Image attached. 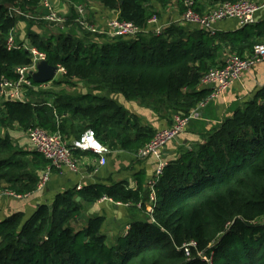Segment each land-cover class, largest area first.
<instances>
[{
	"label": "trees",
	"instance_id": "obj_1",
	"mask_svg": "<svg viewBox=\"0 0 264 264\" xmlns=\"http://www.w3.org/2000/svg\"><path fill=\"white\" fill-rule=\"evenodd\" d=\"M68 1L80 4L84 0ZM98 1L117 12L119 20L147 28L146 9L154 2L165 8L173 0ZM226 1L237 0H215ZM39 7L40 0H0V81H17L16 70L32 64L24 44L9 51L7 41L2 42L1 37L15 30L18 19L30 21L13 15L11 9L34 14ZM75 18L71 7L73 25ZM83 39L65 33L46 39L29 34L30 47L45 53L50 66L66 71L52 84L102 83L128 101L171 111L162 113L170 127L175 115L188 116L207 100L211 91L202 88L201 79L224 65L223 55L245 57L264 44V22L215 35L173 24L159 35L107 39L102 44ZM43 90L28 91L27 103L1 102L0 123L26 131L32 127L60 130L64 137L75 139L93 129L110 150L134 155L158 133L106 96L88 93L47 99L41 94L33 99L29 95ZM204 137L167 161L154 186L157 201L150 217L132 223L129 232L114 243L109 244L102 232L103 216L79 222L84 205L106 197L147 212L151 190L144 185L143 174H137L136 188L117 183L70 189L57 195L51 205L38 206L29 217L24 212L8 216L0 222V264H264V86ZM48 166L50 162L39 153L15 149L10 138L0 137V191L33 194ZM191 242L196 247L186 257L182 247Z\"/></svg>",
	"mask_w": 264,
	"mask_h": 264
},
{
	"label": "built area",
	"instance_id": "obj_2",
	"mask_svg": "<svg viewBox=\"0 0 264 264\" xmlns=\"http://www.w3.org/2000/svg\"><path fill=\"white\" fill-rule=\"evenodd\" d=\"M55 0H40V7L44 9L43 15L36 16L31 12L22 11L12 8L13 15L23 17L34 21H44L62 30H67L73 25L68 15H62L54 6ZM74 8L76 18L75 25L79 30L89 33L90 35H104L109 39H134L141 34L155 33L161 34L164 28L157 14H153L147 22V28H142L134 22L121 21L118 18L106 22L105 25H97L88 17L87 9L84 4H73L68 0H62ZM183 11L178 15L173 24L180 27H193L204 30L211 35L218 32V23L226 20H237L242 27L254 25L257 23V15L264 10V0H237L226 1L218 4L209 10L199 11L195 0H180ZM172 24V25H173ZM21 48L17 44L16 38L10 34L7 40V49L9 51ZM24 49L30 52L32 64L28 67H20L16 70L18 75L17 81H10L2 78L0 81V103L3 101H17L27 103L26 93L30 90H42L46 85L41 84L39 88L32 83L31 73L37 71V65L47 62V55L40 52L37 48L27 45ZM258 64H264V44H258L254 47L252 54L245 57L237 55L228 56L224 65L216 67L207 72L201 79V86L212 88L211 94L206 101L200 103L197 108L192 109L188 116L177 114L173 117V124L164 128L156 134V136L138 153L139 158L152 157L158 161L154 178L150 180L148 187L151 190L150 202L147 205L149 215L153 212V207L157 201L154 186L158 178L162 175L167 161L163 158V152L166 147L173 141L185 134L187 128L192 121L202 118L200 110L209 102L217 98L220 94L227 92L237 81L241 79L245 72L255 68ZM57 74L65 75L66 71L63 67L58 66ZM49 106H52L49 104ZM27 137L32 149L42 155L50 162V166L42 176V180L38 185L37 191H41L52 171L68 169L73 173L79 171V162L75 157V151L83 153H93L98 157L99 165L103 166L107 163V158L111 150L102 144L96 136L93 129H87L78 139L69 143L62 132H49L41 127H32L27 131ZM78 187L77 189H81ZM3 196L16 200L28 198L31 194L20 195L11 190L3 191ZM140 207V206H139ZM130 229V228H129ZM127 229V232L128 230ZM196 247L195 242H191L182 247L186 257L191 256L190 248ZM202 256L201 254H199ZM205 261L211 262L207 257H202Z\"/></svg>",
	"mask_w": 264,
	"mask_h": 264
},
{
	"label": "crops",
	"instance_id": "obj_3",
	"mask_svg": "<svg viewBox=\"0 0 264 264\" xmlns=\"http://www.w3.org/2000/svg\"><path fill=\"white\" fill-rule=\"evenodd\" d=\"M197 1L202 4L204 7L203 10H209L220 4V2L217 3L215 0ZM80 4H86L89 6L86 8L88 17L100 26L105 25L107 21L116 19L119 16L117 12L102 6L98 0H84ZM54 6L62 15L70 16L71 6L68 3H65L62 0H55ZM152 6L160 10V20L163 22L164 27L168 25V22L171 19L172 22H175L178 15L183 11L180 0H173L171 4L167 5L165 8H163L158 2H154ZM43 11L44 9L39 7L34 15L41 16L43 15ZM257 22H264V10L258 13ZM45 25H47V27H44V25H36L32 28L31 32L38 34L40 37H51L60 33L72 35L71 31H74L72 27L75 26L71 25L67 30L56 31L53 28L55 26L52 27L48 24ZM19 28L22 30V26ZM241 28L242 26L240 23L233 19L226 20L218 23L217 25V29L220 32H236ZM106 39L108 38L104 35H93L88 40L102 44L107 41ZM228 56H226L223 61H225ZM44 85H46L47 88L52 85V82ZM263 86L264 64H258L252 70L245 72L241 79L237 81L227 92L220 94L217 98L209 102L200 110L202 118L192 121L185 134L177 140L171 142L166 147L163 152L164 160L169 161L178 157L180 153L188 149L189 145H192L191 142L200 140L198 139L199 135H204L215 123L224 121L223 119L231 116L234 109L238 106H243V104L252 99L255 93ZM202 88L210 91L212 90V88L209 87L202 86ZM120 103L130 112L136 114L141 119L142 124L146 126H150L157 131L169 126V120L166 118L167 115H165L168 113L162 114L164 111L162 110L159 112L155 109L154 105L148 106L138 102L128 104V102L124 100V97ZM65 138L67 139V137ZM68 138L69 140L67 139V141L69 143L76 140L72 135ZM25 139L30 145L27 136ZM27 150L29 149H25V151ZM29 151L34 150L31 147ZM75 157L79 162V171L77 173H73L68 169L59 171L53 170L49 180L45 184V187L41 191L34 192L26 199L19 201L3 195L1 196L0 194V222L16 212H24L26 217H29L36 211L38 206L42 204L51 205L57 195L70 189L96 185L112 186L117 183H124L127 188H136V178L140 177L137 176V174L144 175V185H147L154 177L156 167L158 165V161L152 157L139 158L137 155L120 150H111V153L107 158V163L103 166L99 165L98 157L91 152H81L79 154H75ZM47 168L43 171L42 176L46 172ZM77 200L80 201V198ZM95 216L104 217L105 222L102 232L106 235L107 241H111L112 243H114L118 237L125 236L129 232V228L132 223L144 221L150 217L149 213L143 211L141 207L114 203L111 199L106 197L95 203L85 204L84 212L79 222L84 223L90 217ZM127 229H129L128 232Z\"/></svg>",
	"mask_w": 264,
	"mask_h": 264
},
{
	"label": "rangeland",
	"instance_id": "obj_4",
	"mask_svg": "<svg viewBox=\"0 0 264 264\" xmlns=\"http://www.w3.org/2000/svg\"><path fill=\"white\" fill-rule=\"evenodd\" d=\"M84 5L86 6V8L89 7L86 4H84ZM154 13H156L158 15L159 19L161 18V12L159 9L155 8L154 6L148 7V9H146V15H147V17H149V19L152 17V15ZM21 19L20 20L18 19V23H17V26L15 27V30L10 33V34H13L15 36L18 45H21V44L25 45L26 44L27 46H30L29 34L32 33L31 31H32V28L34 26H36V25H42L43 26L44 25V27H47V25H45V24H48L52 27L54 26V25H51V24L46 23L44 21H34V20H30V21H24L23 20L22 21ZM27 20H29V19H27ZM172 24H173V22L171 19L168 22V25L166 27H170ZM18 25H19V27L22 26L23 31L18 27ZM161 25H163V22H161ZM53 28L56 31H63L62 29H60L59 27H56V26ZM181 28H184L186 30H190V28L187 26L181 27ZM72 29L74 31H71V34L76 38L79 37V38L89 39L91 37L90 35H87L85 32L79 30L78 27H76V26H73ZM7 38L8 37H1L2 42L6 43ZM42 38L46 39L49 37L44 36ZM109 40L112 41V39L108 38V41ZM226 56H228V54L223 55L221 60L224 59ZM37 68H38V65H37ZM59 79H60V75H57L55 81H58ZM59 82H61V80ZM88 93L96 94V95H100V96H106L109 99L114 100L118 104H121L120 102L123 99V96L121 94H119L118 92H116L114 90H111L110 88H108L107 86H105L102 83H84V82H80V81H74L71 84H55L54 83L51 86L45 88L43 91H33V92L29 93V95H30V97H32L34 99V96L41 95V94H43L42 95L43 97L47 98L49 95H53V96L69 95L71 97H78V96H82V95L88 94ZM151 98L147 99L148 103H150L152 101L153 98L152 99ZM124 100H126V99L124 98ZM49 101H50V103H53L52 100H49ZM126 102H128V104H130V103L136 102V101L126 100ZM125 105H126V103H125ZM145 105H147V104H145ZM170 112L171 111H164V113H170ZM222 123H223V121H221V122L219 121L218 123H215L208 132H206L204 135L203 134L199 135L198 139H200V140L191 142L192 145H189L188 149L192 148V146L194 144L196 145L197 143L203 142L205 140L204 136L206 134L209 135L210 133H213L215 130H217L221 126ZM26 136H27V131L20 129L18 126H16V125H14V126H11V125L3 126L0 123V137L3 139L10 138V140L13 142L15 149H18L20 151H25V149H29V150L31 149L29 143L26 142V139H25ZM2 193H3V191H0L1 196H2ZM108 243L110 244L112 242L108 241Z\"/></svg>",
	"mask_w": 264,
	"mask_h": 264
},
{
	"label": "water",
	"instance_id": "obj_5",
	"mask_svg": "<svg viewBox=\"0 0 264 264\" xmlns=\"http://www.w3.org/2000/svg\"><path fill=\"white\" fill-rule=\"evenodd\" d=\"M57 72V67L50 66L48 62H42L38 64L37 71L31 73V78L37 84H47L55 80Z\"/></svg>",
	"mask_w": 264,
	"mask_h": 264
}]
</instances>
